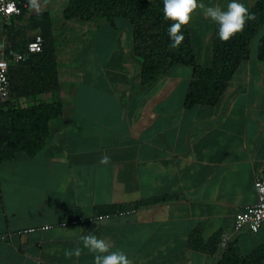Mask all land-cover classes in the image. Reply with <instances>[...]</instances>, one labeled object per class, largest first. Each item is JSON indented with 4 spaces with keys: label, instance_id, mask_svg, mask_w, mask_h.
Instances as JSON below:
<instances>
[{
    "label": "crops",
    "instance_id": "crops-1",
    "mask_svg": "<svg viewBox=\"0 0 264 264\" xmlns=\"http://www.w3.org/2000/svg\"><path fill=\"white\" fill-rule=\"evenodd\" d=\"M254 1L241 0L247 8ZM200 2L226 9L230 0ZM213 25L200 8L187 25L199 64L210 60ZM61 42H53L58 88L36 92L30 85L15 99L60 100L62 117L49 120L36 154L0 163V235L10 234L0 238V264H94L79 240L90 232L132 264H217L219 244L214 254L187 246L197 225L204 241L220 232L242 253L264 241V223L254 232L233 227L235 213L256 200L255 178L264 177V61L257 49L214 104L185 106L191 72L172 67L141 84L128 21L79 20ZM11 79L20 82L18 73ZM105 154L111 163L101 165ZM158 195L171 197L96 217L103 206ZM29 227L36 228L22 232ZM77 246L79 259L65 258Z\"/></svg>",
    "mask_w": 264,
    "mask_h": 264
},
{
    "label": "trees",
    "instance_id": "trees-1",
    "mask_svg": "<svg viewBox=\"0 0 264 264\" xmlns=\"http://www.w3.org/2000/svg\"><path fill=\"white\" fill-rule=\"evenodd\" d=\"M17 1L21 5L24 0ZM24 9L22 7V11ZM249 10L255 14L256 19L248 21L244 31L229 42L219 40L218 26L214 23L210 60L205 65L195 61L188 26L182 29L185 40L179 48H170L167 29L172 22L163 19V0H66L62 12L65 18L82 21L97 17L105 18L112 24L115 18L128 21L131 27L132 52L140 60L141 84L151 85L156 78L167 74L173 65L190 66L191 78L184 95V104L192 106L214 104L221 97L238 65L248 58L249 42L259 30L262 33L258 38L256 55L264 61V0H255ZM5 33V49H22L29 40L25 37V29H17L13 24L5 26ZM51 33L50 23L47 21L41 28V51L31 53L24 60L9 66V97L0 101V163L13 158L18 152L28 156L36 154L45 144L49 120L62 117L60 100L25 105L15 103V99L19 98L16 96L27 94L30 85L32 89H37L36 92L54 91L58 88ZM13 72L20 76L18 85L11 79ZM170 197L151 196L131 203L103 206L99 211H128ZM219 241L220 232L213 233L204 241L201 228L197 225L188 233L187 246L214 254L218 250ZM218 254L217 264H264V241L242 253L237 242L230 240L227 247Z\"/></svg>",
    "mask_w": 264,
    "mask_h": 264
},
{
    "label": "clouds",
    "instance_id": "clouds-1",
    "mask_svg": "<svg viewBox=\"0 0 264 264\" xmlns=\"http://www.w3.org/2000/svg\"><path fill=\"white\" fill-rule=\"evenodd\" d=\"M46 2L47 0H44V3ZM28 6L30 10L39 14L43 5L41 0H28ZM198 8L203 9L204 15L218 26L217 36L222 42H229L244 31L248 21L256 19L255 14L251 13L241 0H230L226 9L219 5L206 7L200 0H163V19L172 22L167 29L171 41L170 48H179L185 40L182 29L190 24L193 14ZM8 11L18 10L10 4ZM99 163L108 165L111 163V158L105 154L100 158ZM79 240L82 242L83 248L93 255L94 264H132L125 252L111 251V242L104 238H98L92 232L81 235ZM64 255L67 259L75 257L78 260L82 255V248L77 246L75 249L65 251Z\"/></svg>",
    "mask_w": 264,
    "mask_h": 264
},
{
    "label": "built area",
    "instance_id": "built-area-1",
    "mask_svg": "<svg viewBox=\"0 0 264 264\" xmlns=\"http://www.w3.org/2000/svg\"><path fill=\"white\" fill-rule=\"evenodd\" d=\"M14 5L18 11H8V5ZM26 3L22 2L19 5L17 0H0V15L8 17L11 15H19L22 12V7ZM43 44V37L40 33L34 34L24 45L22 49H3L0 51V101H5L9 97V78L8 71L10 64L24 60L29 54L41 51ZM254 187L256 191V200L254 203L247 205L244 209L238 211L234 215L233 227L235 232L242 229H248L251 232L257 231L264 223V177L257 176L254 180ZM125 211H120L123 213ZM110 216V213H99L97 218ZM72 223L77 222V219L71 220ZM50 225H41L39 229H47ZM36 227H29L23 229L24 231H34ZM21 232V231H19ZM10 236L9 233L1 234L0 238ZM230 241V236L222 234L220 236L219 248L225 249Z\"/></svg>",
    "mask_w": 264,
    "mask_h": 264
},
{
    "label": "rangeland",
    "instance_id": "rangeland-1",
    "mask_svg": "<svg viewBox=\"0 0 264 264\" xmlns=\"http://www.w3.org/2000/svg\"><path fill=\"white\" fill-rule=\"evenodd\" d=\"M66 0H41L42 11L37 14L34 10H30L28 2L25 9L19 16L16 17H1L0 16V51L7 46V37L5 33V26H10L13 24L17 29H25V37L31 38L36 33H41L42 26L50 23L53 42H57L59 45L64 38H72L73 31L76 25L79 23V19L76 18H65L63 16V7ZM5 24V25H4ZM262 31L259 30L249 42V54L254 55V51L257 49L258 41L257 39L261 35ZM71 37V38H70ZM192 44V43H191ZM256 52V51H255ZM210 55V54H209ZM209 55H205V59ZM203 56V55H202ZM198 63V62H197ZM181 67L183 71L191 72V67L186 65H173V68ZM236 73V72H235ZM235 74H233L234 76ZM232 76V78H233ZM231 78V79H232ZM233 85V83L231 84Z\"/></svg>",
    "mask_w": 264,
    "mask_h": 264
}]
</instances>
